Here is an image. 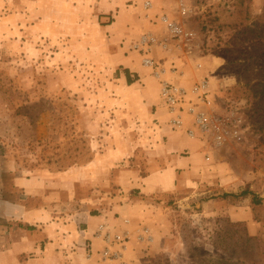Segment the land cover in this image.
Segmentation results:
<instances>
[{"label": "rangeland", "instance_id": "1", "mask_svg": "<svg viewBox=\"0 0 264 264\" xmlns=\"http://www.w3.org/2000/svg\"><path fill=\"white\" fill-rule=\"evenodd\" d=\"M12 1L13 6L0 0V165L24 173L86 166L110 148L104 142L115 118L107 109L113 106L110 100L129 91L131 99L124 106L133 107V90L141 89L133 69V86L121 80L125 75L118 62L121 56L135 58L129 46L141 37L138 4L127 3V33L110 44L109 34L98 39L93 33L88 42L82 33L70 34L76 26L68 12L62 19L64 33L57 32L56 12H51L49 28L36 26L37 8L25 0ZM146 1L158 16L191 34L188 43L170 40V51L186 57L184 76L190 89L202 79L208 82L213 109L235 121L231 130L237 134L216 147L209 139L199 140L207 176L200 173L204 177L193 181L191 191L154 199L162 214L151 225L156 240L142 246L144 254L135 264H264V0ZM111 16L105 23L116 21L117 13ZM161 32L168 40L165 29ZM116 121L119 128L125 125L124 134L141 140L136 117L118 113ZM213 161L226 164L236 177L230 192L208 177ZM77 193L85 197L86 189ZM209 202L216 204L207 207ZM232 207L241 219L251 215L258 227L255 235L245 221L228 218ZM158 233L168 234L158 239Z\"/></svg>", "mask_w": 264, "mask_h": 264}, {"label": "crops", "instance_id": "2", "mask_svg": "<svg viewBox=\"0 0 264 264\" xmlns=\"http://www.w3.org/2000/svg\"><path fill=\"white\" fill-rule=\"evenodd\" d=\"M25 1L37 8L40 20L36 26L49 28L53 20L51 12H56L57 32L64 33L62 19L68 12L71 23L76 26L75 33L70 34L82 33L87 42L93 33H98V39L109 34L106 41L110 44L126 35L125 22L129 15L126 6L132 1L138 4L135 17L141 35L158 34L160 41L167 39L166 35L161 36L164 28L156 18L158 12L153 7L149 12L143 8L146 0ZM12 3L15 1L10 0L11 6ZM112 13H117L116 21L105 23ZM169 41L165 43L168 45ZM167 47L168 50L154 48L151 57L162 59L165 67L178 68L176 74H167L164 78L190 89L184 76L188 67L186 57L172 55L170 46ZM133 54L135 58L121 56L118 62L124 70L132 72L133 69L138 74L141 89L133 90V107L128 105L129 91L122 90L116 93L115 100H110L114 107L109 105L107 109L110 108L115 118L111 121L110 135L104 139L110 148L96 154L86 166L62 173L46 170L24 173L7 164L0 165V264H107L100 257L104 243L96 236V229L105 223L110 228L123 230V220L130 221V231L147 229L153 244L156 237L151 225L157 224L162 215L157 211L160 204L153 202L154 199L182 189L191 191L195 186L193 181L204 177L199 174L207 173L203 171L208 165L201 143L168 126L169 117L159 98V83L140 64L141 56ZM179 72L183 74L179 76ZM121 80L125 81L126 77ZM118 113L141 121V140L124 134L125 125L119 128L121 124L118 126L116 121ZM212 168L213 174L208 177L224 193L230 192L236 177L228 172L226 164L223 166L217 161ZM82 187L86 189V196L80 198L77 192ZM215 204L209 202L207 207ZM237 210L232 207L224 211L232 222L245 221L249 234L255 235L258 227L251 215L241 219ZM166 234L158 233V239ZM134 235L133 232L122 258L113 264H135L144 254V244L136 241Z\"/></svg>", "mask_w": 264, "mask_h": 264}, {"label": "built area", "instance_id": "3", "mask_svg": "<svg viewBox=\"0 0 264 264\" xmlns=\"http://www.w3.org/2000/svg\"><path fill=\"white\" fill-rule=\"evenodd\" d=\"M143 8L149 12L152 4L146 1ZM157 20L165 29L169 40L177 43L190 42L191 34L185 32L176 22L165 15L158 16ZM166 40L160 41L155 36L144 34L130 46V50L141 56V65L158 81L159 97L169 117L168 126L174 131L184 132L190 140L209 139L215 147L221 146L228 135L237 134L236 130H231L233 127L236 128L235 121L232 123L228 114H216L207 81L202 79L187 91L176 82L164 78V75H174L178 70L174 66L165 67L161 60L153 59L151 54L156 47L168 50ZM197 68L199 69L200 65H197ZM179 73V76L183 74ZM122 224L125 227L123 230L110 228L105 223L100 224L96 229V236L104 243L100 257L107 264H113L122 258V252L133 232L135 240L139 243H152V236L147 229L130 231V221L123 220Z\"/></svg>", "mask_w": 264, "mask_h": 264}, {"label": "trees", "instance_id": "4", "mask_svg": "<svg viewBox=\"0 0 264 264\" xmlns=\"http://www.w3.org/2000/svg\"><path fill=\"white\" fill-rule=\"evenodd\" d=\"M124 75L126 77L127 84L128 85H131L133 83V81L130 79L129 72L127 70H124ZM241 195L242 196H245V195H247V193L246 192H243V193H241ZM253 201H254L255 204H258V202H259L256 197L253 198Z\"/></svg>", "mask_w": 264, "mask_h": 264}]
</instances>
